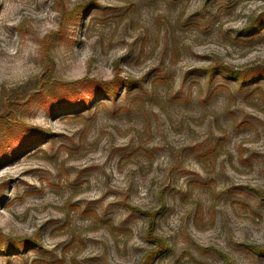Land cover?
<instances>
[{
	"label": "rangeland",
	"instance_id": "obj_1",
	"mask_svg": "<svg viewBox=\"0 0 264 264\" xmlns=\"http://www.w3.org/2000/svg\"><path fill=\"white\" fill-rule=\"evenodd\" d=\"M1 98L0 264H264V0H0Z\"/></svg>",
	"mask_w": 264,
	"mask_h": 264
},
{
	"label": "trees",
	"instance_id": "obj_2",
	"mask_svg": "<svg viewBox=\"0 0 264 264\" xmlns=\"http://www.w3.org/2000/svg\"><path fill=\"white\" fill-rule=\"evenodd\" d=\"M86 10L85 6L79 7L77 10H70V11H61V17H60V27H63L64 25L70 24L72 20L79 19L80 16L83 14V12ZM40 46H41V61L43 63V68L44 72L46 73V78L43 77L45 82L41 84V87H47L46 90L48 91H55V90H60L64 87H71V85H74L75 83L72 84H60L56 85V81L51 80L52 72H53V62L51 61L50 57V49H49V42L46 40V37L41 39L39 41ZM218 70L230 78L231 80L237 82L238 86H243L244 84L247 83V78H249V74L246 72H238V71H232L224 66L218 67ZM133 82H125V81H120L119 82H110V83H103L100 84L93 92L92 96L99 95L106 93L107 96H110L114 98L116 96V89L113 87V85L121 86L124 85L127 88H130L131 85H133ZM105 88V89H103ZM19 100V99H18ZM0 131L4 130L8 125H12L13 123V116L11 115V106H17V104H12L9 105V101L5 100H0ZM78 103V102H77ZM74 104H68L67 107L68 109H73ZM30 142L26 141L25 145H28ZM255 195L256 197L264 202V190H255ZM138 214L144 216L146 218V223H147V230H146V242L150 245V248L146 251L142 258V262L140 264H153V262L157 259H159L161 256H163L167 251H168V246L165 241V239L160 238L155 235L154 230H155V222L156 219L159 215L158 211L151 212V211H142V210H135ZM8 252V250H4ZM3 251V252H4ZM250 251L258 256L264 258V248H257V247H250ZM222 256L224 264H229L227 261V257Z\"/></svg>",
	"mask_w": 264,
	"mask_h": 264
}]
</instances>
